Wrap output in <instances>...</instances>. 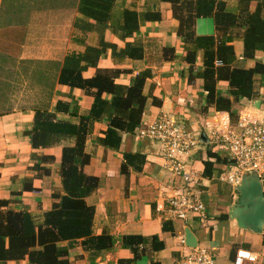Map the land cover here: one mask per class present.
<instances>
[{
  "label": "crops",
  "instance_id": "crops-1",
  "mask_svg": "<svg viewBox=\"0 0 264 264\" xmlns=\"http://www.w3.org/2000/svg\"><path fill=\"white\" fill-rule=\"evenodd\" d=\"M234 1H227V7L231 11L237 10V0L232 4ZM125 9L138 13L148 11L161 13L160 21H142L139 32L135 35L134 42L144 48V58L141 60L127 58L122 61L112 58L101 59L98 68L128 70L129 74L121 76V81L126 84L131 77L140 72L152 71L153 77L146 83L144 90L148 101L139 130L155 123L162 114H166L185 124L200 139L199 146L191 152L187 161L202 176L200 189L206 206V218L202 221L194 216L187 224H183L167 219L159 211L158 202L162 197L174 195L182 190V180L164 169L160 144L154 140L140 138L139 130L134 134H122L121 146L117 151L102 146L99 138L104 137V132L109 127V119L106 117L93 124L86 142V153L90 155V163L85 166L84 172L99 180L98 189L86 199V202L96 210L93 234L95 236L108 234L117 242L113 249L102 252L85 248L82 240L63 242L61 245L68 250L69 264H174L182 259L189 248L182 243L185 241L186 228L195 235L198 247L213 252L216 264H238L237 253L241 250L255 254L258 257L256 264H264V234L257 235L243 230L229 218V209L237 195L222 179L230 172L231 164L220 163L216 158L209 156L211 149L221 159L230 162L228 153L223 148L213 146L209 140L208 126L215 123V112L214 110L203 112L207 93L203 89L202 80L190 78V65L183 60L187 50L178 36V22L173 18L171 7L161 0H116L110 27L104 32V37L108 42L117 43L120 49L124 48L125 43L114 33L113 26L121 19ZM85 21L82 15L76 14L75 23L85 24ZM73 27L72 41L65 43L58 53L53 52L47 57H35L31 38L30 43L27 39L21 60L28 63V60L35 58L62 64L67 54L74 51L83 52L86 45L96 46L99 43L98 31L85 32L74 25ZM195 31L198 36H215L214 20L198 19ZM231 44L235 47L240 65H243V42L235 38ZM168 47L175 50L174 58L171 60L163 56L164 48ZM257 59L264 62V53L258 54ZM202 67V52H199L196 68ZM23 68L26 76L27 66ZM98 68H88L83 76L94 77ZM7 79L9 80L3 79L1 82V84L7 82L5 84L9 85V90L5 94L11 101L8 104L9 109L0 110V199L9 200L10 207L16 211H27L42 220L45 213L52 210L53 205L58 202L54 195L64 194L60 175L62 147H54L47 151L32 148L27 132L33 127L38 107L18 108L17 103L14 104L12 100L20 101L27 96H23L19 91L17 83H13L10 78ZM218 90L226 96L228 84L220 82ZM2 93L0 90V96ZM154 97L159 104L153 103ZM58 100L73 101L70 112L59 113L57 117L74 123H78L81 115L88 113L92 104V98L87 96L85 91L57 85L50 105L51 111H54ZM240 102L242 108L235 107L238 115L249 112L263 117L264 85L259 88L256 98L242 99ZM75 105L78 112L72 116ZM203 134L206 135V141H203ZM46 154L53 156L55 160L52 163H43L40 169L34 170V165L39 163L37 156ZM125 154L136 155L137 158L127 162ZM207 161L216 163L211 177L205 176ZM261 178L264 185V174ZM25 184L30 185L32 189L24 190ZM127 237H141L144 241L138 245L130 242L124 245L123 241ZM7 264L30 263L25 259L10 261ZM241 264L252 263L244 260Z\"/></svg>",
  "mask_w": 264,
  "mask_h": 264
},
{
  "label": "trees",
  "instance_id": "trees-1",
  "mask_svg": "<svg viewBox=\"0 0 264 264\" xmlns=\"http://www.w3.org/2000/svg\"><path fill=\"white\" fill-rule=\"evenodd\" d=\"M33 1L43 8L44 3L56 6L58 0H1L0 29L13 26L15 15L19 17L31 11ZM227 1L161 0L171 7L173 18L178 22L177 33L187 50L183 60L190 65V78L203 81V89L207 93L205 110L227 112L235 123L239 116L235 104L242 99L256 98L259 88L264 85V62L257 59L258 54L264 53V0H237L236 11L228 9ZM63 2L67 4L59 9L70 11L73 8L86 20L85 24L74 22L76 28L85 32L96 30L100 34L96 46L86 45L83 52L67 54L62 64L47 61L52 71L48 69L41 76L46 81L48 104L46 108H36L33 127L27 132L34 150L62 147L60 175L64 194L54 195L58 202L42 220L27 211H16L10 207L9 200L0 199V264L25 259L30 264H69L68 250L61 245L63 242L82 240L85 248L96 252L111 250L117 242L108 234H93L96 210L87 204L86 199L98 189L99 180L84 172L85 166L90 163L86 142L93 124L106 117L109 127L104 137L99 138L106 149L119 150L122 134H134L139 130L148 101L144 90L153 74L151 70H145L131 77L126 84L121 81V76L129 74L128 70L99 69L98 65L101 59L108 58L120 61L143 59L145 51L142 45L134 42L135 35L142 21H160L161 13H138L125 9L121 19L113 26L114 33L125 43L120 49L117 43L108 42L104 37V32L110 27L116 0ZM201 18L214 20L215 36L196 34V22ZM235 38L243 42V65H240L235 47L231 44ZM174 51L170 47L164 48V58L173 59ZM199 52H202V68H196ZM90 67L98 68L97 72L94 77L85 78L83 73ZM220 82L228 84L226 96L218 90ZM57 85L83 90L92 98L88 113L81 115L78 123L57 117L59 113L68 114L73 101L58 100L54 111L50 110ZM153 103L159 104L156 97ZM73 110L72 116L78 112L77 105ZM209 154L220 163H230L211 149ZM37 158L39 163L34 165V170L40 169L43 163L55 160L48 154ZM136 158V155L125 154L127 162ZM214 164L205 163V176H212ZM31 189L25 184L24 190ZM143 241L141 237H127L123 242L124 245L129 242L138 245Z\"/></svg>",
  "mask_w": 264,
  "mask_h": 264
},
{
  "label": "built area",
  "instance_id": "built-area-1",
  "mask_svg": "<svg viewBox=\"0 0 264 264\" xmlns=\"http://www.w3.org/2000/svg\"><path fill=\"white\" fill-rule=\"evenodd\" d=\"M209 140L215 147L226 150L231 164L230 172L222 179L233 189L249 172L264 174V116L240 113L234 123L229 113H217V125L210 128ZM142 139L157 141L161 146L164 169L182 180V190L161 198L157 208L169 220L187 224L192 217L206 218L200 183L202 176L187 158L199 146L200 139L175 119L161 117L154 124L139 130ZM183 244L186 242L183 240ZM256 264L258 257L248 251H238L236 262ZM174 264H216L215 255L204 247L188 248L182 259Z\"/></svg>",
  "mask_w": 264,
  "mask_h": 264
},
{
  "label": "rangeland",
  "instance_id": "rangeland-1",
  "mask_svg": "<svg viewBox=\"0 0 264 264\" xmlns=\"http://www.w3.org/2000/svg\"><path fill=\"white\" fill-rule=\"evenodd\" d=\"M235 1L232 2V4H234ZM47 2H49V0H47ZM66 4L67 3H64L63 0H58L54 7L51 6V3H44L43 8H41L40 5H37L36 2L33 1L31 3V11L21 14L19 17L15 15L13 17V26L9 27V29H5L6 27L0 29V90L3 91L0 96V110L4 111L9 109L8 104L11 101L5 94L6 91L9 90V85L5 84L7 82L1 84V82L4 81L3 79L9 80L7 78H10L13 83H17L19 91L23 93V96H27V98H23L20 101L12 100L14 104L17 103V106H19L18 108L47 107L48 90L46 81L43 79L44 77L41 76V73L48 71V69L52 71L50 68L51 65H48L45 59L37 60L35 58L33 60H28V63H26L25 60H21V56L24 50L23 46L26 44L25 42L27 39L28 43H30V38L35 57H47L52 55L53 52L58 53L59 49H62L65 43L67 44L72 41L73 23L76 18V12L73 8L70 11L59 9ZM52 62L58 63L56 61ZM20 66H27L28 74L26 76L24 68ZM30 72H32V74H30ZM25 82L27 84H25ZM240 103L241 102L235 104L234 107L242 108ZM205 107L206 106H204V108ZM204 111L207 110L204 109L203 112ZM213 112H215V123H213L212 126H208V128H214L217 125L218 112L215 110ZM163 116L168 117L169 115L162 114L160 118ZM181 124L186 126L183 123Z\"/></svg>",
  "mask_w": 264,
  "mask_h": 264
},
{
  "label": "water",
  "instance_id": "water-1",
  "mask_svg": "<svg viewBox=\"0 0 264 264\" xmlns=\"http://www.w3.org/2000/svg\"><path fill=\"white\" fill-rule=\"evenodd\" d=\"M203 141L206 135L203 134ZM237 195L229 209V218L239 228L257 235L264 234V185L256 172L246 173L234 188ZM185 242L189 248H197L199 243L189 228L185 230Z\"/></svg>",
  "mask_w": 264,
  "mask_h": 264
}]
</instances>
